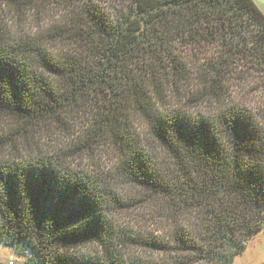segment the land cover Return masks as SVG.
<instances>
[{
    "label": "trees",
    "instance_id": "obj_1",
    "mask_svg": "<svg viewBox=\"0 0 264 264\" xmlns=\"http://www.w3.org/2000/svg\"><path fill=\"white\" fill-rule=\"evenodd\" d=\"M6 6L52 7L57 19L35 37L0 24V117L22 129L0 147L66 129L73 112L93 117L64 157L41 148L0 155V244L24 264H232L264 225V115L237 98L264 94L255 3L0 0V19ZM135 119L167 166L143 147ZM102 146L116 152L111 176L69 164ZM123 188L161 204L158 237L113 220L132 209ZM145 247L164 260L129 251Z\"/></svg>",
    "mask_w": 264,
    "mask_h": 264
},
{
    "label": "rangeland",
    "instance_id": "obj_2",
    "mask_svg": "<svg viewBox=\"0 0 264 264\" xmlns=\"http://www.w3.org/2000/svg\"><path fill=\"white\" fill-rule=\"evenodd\" d=\"M252 1L264 15V0ZM55 10L56 9L51 7V9L49 8L46 10V13L38 12V10L34 9L31 12L24 11V13L20 14L12 7L6 6L1 11L3 14L1 15L0 24L9 34H21L22 36L30 35L35 37L40 30L47 29L52 25L51 23L56 21L57 17ZM49 47L51 51H59L56 49V44L55 46L51 44ZM234 90L236 91L235 88ZM238 91L239 90L236 92ZM246 92L250 94V98L239 94L237 98L243 101L242 103L245 105H248L249 108H256V110H259L258 112L264 115V111L262 112L260 108L264 106V94H251L248 90ZM246 98L250 100L251 104L247 103ZM176 102V99H174L173 103ZM206 109V106H197L193 108V111L197 112L200 110L203 114H206L207 112H204ZM92 117V110L84 113L79 111L73 112L65 121L66 129L56 124V127L50 126L47 129L40 130L35 137H31L29 136L30 134H27L25 135L26 140L24 141L23 139L21 148L18 146L12 148L10 145L6 148L0 147V155H9L10 158H12V156L14 158H20V156L23 157V155L26 156L29 154L33 149L41 148L49 155L54 156L56 154V156L64 157L68 149L72 148L73 144H76L83 138L86 124ZM134 127L139 135V139L142 141L143 147L150 152V156L154 155L157 161L162 159L161 164L167 166V163L164 161L165 155L161 152L156 141L150 137L146 123L139 119H135ZM21 131L22 129L19 128L17 123L10 119L0 117V142H8L7 139L16 138L18 136L17 134ZM73 159V162L68 160L72 168L82 170L89 175L94 174L108 177L111 176L115 170L116 152L111 147L102 146L101 148H96L93 153L86 151V153L79 156L74 155ZM118 188L120 189L119 185ZM121 191L122 196L125 197L126 202L131 205L132 209L113 212V220H115L118 225L127 229L140 232L145 231L146 233L158 237L159 234L162 233V228L166 223L165 220L161 219V204L159 203L156 205L158 200L153 196L151 197L150 194H147L149 197L143 196V192H138L133 189L134 195H132V191L127 188H123ZM129 251H133V253H137L146 259H154L155 261L164 260L162 254L149 250L146 247L133 248L131 250L129 249ZM9 261L13 262V264H24V259L18 256L14 250L0 244V264H7ZM232 264H264V225L258 233L248 239L245 250L234 259Z\"/></svg>",
    "mask_w": 264,
    "mask_h": 264
},
{
    "label": "snow or ice",
    "instance_id": "obj_3",
    "mask_svg": "<svg viewBox=\"0 0 264 264\" xmlns=\"http://www.w3.org/2000/svg\"><path fill=\"white\" fill-rule=\"evenodd\" d=\"M3 36H0V42H2ZM4 107L3 90L0 88V110Z\"/></svg>",
    "mask_w": 264,
    "mask_h": 264
},
{
    "label": "built area",
    "instance_id": "obj_4",
    "mask_svg": "<svg viewBox=\"0 0 264 264\" xmlns=\"http://www.w3.org/2000/svg\"><path fill=\"white\" fill-rule=\"evenodd\" d=\"M7 264H13V262L9 261Z\"/></svg>",
    "mask_w": 264,
    "mask_h": 264
}]
</instances>
